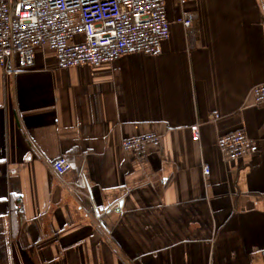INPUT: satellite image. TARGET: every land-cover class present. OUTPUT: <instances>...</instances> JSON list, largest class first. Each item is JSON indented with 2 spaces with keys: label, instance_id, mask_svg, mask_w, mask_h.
Segmentation results:
<instances>
[{
  "label": "crops",
  "instance_id": "0c3cea01",
  "mask_svg": "<svg viewBox=\"0 0 264 264\" xmlns=\"http://www.w3.org/2000/svg\"><path fill=\"white\" fill-rule=\"evenodd\" d=\"M166 5L159 55L0 68V264H264V0ZM237 130L258 149L229 160L217 140ZM147 132L159 149L124 150Z\"/></svg>",
  "mask_w": 264,
  "mask_h": 264
},
{
  "label": "built area",
  "instance_id": "2783aa9c",
  "mask_svg": "<svg viewBox=\"0 0 264 264\" xmlns=\"http://www.w3.org/2000/svg\"><path fill=\"white\" fill-rule=\"evenodd\" d=\"M179 22L193 30V13L184 11ZM170 34L166 0H0V68L9 76L32 68L37 50L54 51L60 69L98 67L130 54L159 55ZM252 93L256 104L264 105V83ZM219 118L218 112L211 114V121ZM190 129L193 140L199 141L200 124ZM161 144L162 136L156 132L122 141L124 150L137 157ZM217 146L229 160H239L258 149L244 130L221 135ZM71 168L66 156L52 162L58 176ZM204 172L209 174L208 166Z\"/></svg>",
  "mask_w": 264,
  "mask_h": 264
}]
</instances>
